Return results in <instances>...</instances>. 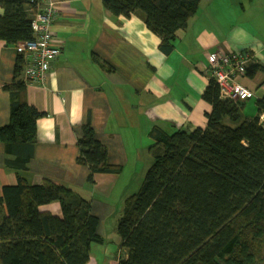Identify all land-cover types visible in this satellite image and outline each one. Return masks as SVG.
I'll return each instance as SVG.
<instances>
[{
  "label": "trees",
  "instance_id": "1",
  "mask_svg": "<svg viewBox=\"0 0 264 264\" xmlns=\"http://www.w3.org/2000/svg\"><path fill=\"white\" fill-rule=\"evenodd\" d=\"M114 16L139 14L161 38L165 54L174 50L202 0H102ZM39 0H1L0 41L16 47L32 40V15ZM263 67L252 63L246 76ZM24 55L18 53L12 84L10 123L0 126V143L13 156L10 167L27 170L34 157L37 122L46 116L27 101ZM202 98L212 105L206 129L150 133L153 164L140 190L127 197L117 223L127 256L118 264H264V97L258 115H242L244 103L223 99L210 77ZM174 129H173V128ZM78 140V163L97 174H121L107 147L87 122ZM59 202L62 217L40 207ZM91 201L72 189L46 181L0 192V264H88L94 244H104Z\"/></svg>",
  "mask_w": 264,
  "mask_h": 264
},
{
  "label": "crops",
  "instance_id": "2",
  "mask_svg": "<svg viewBox=\"0 0 264 264\" xmlns=\"http://www.w3.org/2000/svg\"><path fill=\"white\" fill-rule=\"evenodd\" d=\"M50 2L59 10L52 33L62 52L43 83L27 85L28 103L46 116L37 122L34 157L27 170L10 167L7 160L13 156L0 143V192L16 185L18 174L34 185H64L91 201L104 238L106 217L115 212L120 218L129 196L120 195V207L115 208L107 199L119 186L127 191L121 175L130 158H139L143 148L153 144L152 128H207L212 105L202 95L210 80L212 53H250L254 65L263 67L237 79L253 93L240 100L242 115L252 99L264 97V0H202L168 55L139 14L116 17L102 0H39V8ZM3 13L0 5V16ZM17 58L16 47L0 41V126L10 123L11 97L5 87L13 83ZM87 122L107 147L109 163L123 168L121 174H97L93 182L88 180L89 168L77 160ZM40 209L63 215L59 202ZM88 264H98L92 253Z\"/></svg>",
  "mask_w": 264,
  "mask_h": 264
},
{
  "label": "built area",
  "instance_id": "3",
  "mask_svg": "<svg viewBox=\"0 0 264 264\" xmlns=\"http://www.w3.org/2000/svg\"><path fill=\"white\" fill-rule=\"evenodd\" d=\"M58 11L54 2L42 9L38 3L32 15L34 38L16 46L18 53L24 55L27 85L43 83L52 70L54 61L61 55V48L54 44L52 33ZM253 62L254 57L250 53L216 52L210 55V77L216 80L223 99L240 101L253 97L252 91L237 82L239 77L247 75L248 67Z\"/></svg>",
  "mask_w": 264,
  "mask_h": 264
},
{
  "label": "rangeland",
  "instance_id": "4",
  "mask_svg": "<svg viewBox=\"0 0 264 264\" xmlns=\"http://www.w3.org/2000/svg\"><path fill=\"white\" fill-rule=\"evenodd\" d=\"M248 105L249 106L243 111V115L245 117H256L258 112L256 98L252 99L251 104ZM136 146L138 147L139 145ZM149 148L150 146L146 147V149L143 148V151H141L138 155L139 158H130V165L126 167V170L121 175L123 185L128 186L127 191H125V189L121 190L119 186L118 189H116L114 193L107 199V201L112 203L113 208H115L118 204L120 207V195L122 196V194H128V196H130L140 190L145 180V176L154 162ZM135 163L136 165H134ZM118 218L119 214L115 212L106 217L104 223L105 230L103 231L105 240L104 244H94L93 246V260L97 261L98 264H115L118 263L121 258L127 256L126 248L123 247L122 239L116 229Z\"/></svg>",
  "mask_w": 264,
  "mask_h": 264
},
{
  "label": "water",
  "instance_id": "5",
  "mask_svg": "<svg viewBox=\"0 0 264 264\" xmlns=\"http://www.w3.org/2000/svg\"><path fill=\"white\" fill-rule=\"evenodd\" d=\"M263 121H264V119H263Z\"/></svg>",
  "mask_w": 264,
  "mask_h": 264
}]
</instances>
